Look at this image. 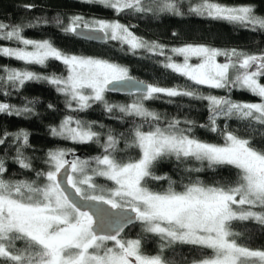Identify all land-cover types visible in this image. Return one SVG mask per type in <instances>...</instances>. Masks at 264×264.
<instances>
[{
	"label": "snow or ice",
	"instance_id": "snow-or-ice-1",
	"mask_svg": "<svg viewBox=\"0 0 264 264\" xmlns=\"http://www.w3.org/2000/svg\"><path fill=\"white\" fill-rule=\"evenodd\" d=\"M102 5L116 15L132 13L172 14L182 16L180 0H86ZM25 7L31 8V5ZM190 14L253 31L264 30V16L257 15L251 5L229 6L218 0H199L189 4ZM57 26L66 34L87 39L117 41L135 54L138 50L163 56L162 66L196 86L212 89L246 91L260 102L247 103L230 97L204 95L195 87H161L136 80L126 66L103 58L68 54L50 40L25 38L24 27L36 23L13 25L0 22V40L15 41L18 47L0 46V56L13 58L26 65L47 66L61 62L67 75H41L27 69L3 68L0 94L10 95L8 86L19 90L27 82L43 81L67 98L73 111H86L101 103L108 113L118 110L133 118L127 136L113 135L109 130L101 155L82 160H68L67 149L47 153L46 171H37V179L9 180L5 161L0 158V264H170L164 251L176 244L210 250L192 264H264V249H257L239 238L235 222H254L264 228V148L255 146L251 138L236 131L221 129L220 118H237L249 128H264V53L249 54L237 49H219L203 44H185L167 49L156 41H146L118 20L91 19L73 16L67 25L59 17ZM47 23V21H45ZM102 34L101 36L95 35ZM172 55H169L168 53ZM182 57V62L173 59ZM224 57V62H218ZM195 58L198 62L191 63ZM128 90L138 94L131 104L112 105L105 99L109 91ZM186 96L208 101V123L200 125L218 133L223 142L209 143L194 136V121L177 118L164 122L161 115L143 101ZM34 101L17 108L0 102V113L22 115L33 113ZM75 105V107H73ZM52 108L53 105H49ZM137 120L139 122H137ZM94 121L66 116L51 134L74 143H100L101 133L94 130ZM101 127H103L101 125ZM12 137L17 144L15 162L32 170L31 160L22 148L29 144V133H4L0 145ZM137 149L136 157L119 158L118 145ZM197 161L202 167L186 168L200 172L206 164L215 169L230 166L236 178L228 183L209 184L197 177L177 190L176 181L154 171L163 160ZM63 170V171H62ZM96 177L112 182L104 188ZM43 181L42 183L40 181ZM167 181L168 187L155 191L151 181ZM99 193V194H97ZM107 206V207H106ZM140 222L144 234L160 241L156 254L143 249V237L125 239L124 229ZM20 242L22 246L18 247Z\"/></svg>",
	"mask_w": 264,
	"mask_h": 264
},
{
	"label": "trees",
	"instance_id": "trees-1",
	"mask_svg": "<svg viewBox=\"0 0 264 264\" xmlns=\"http://www.w3.org/2000/svg\"><path fill=\"white\" fill-rule=\"evenodd\" d=\"M199 0H180L182 16L172 14L132 13L126 11L119 15L102 5L87 3L86 0H0V22L13 25H27L36 23L35 27H24L22 34L25 38L34 40H50L57 48L68 54L78 56H91L107 59L109 61L126 66L129 74L138 80L148 84H157L161 87H195L204 95L218 97H230L234 101L257 103L260 98L246 91L225 89H210L195 86L186 78L173 73L162 66L163 56H157L144 50H138L135 54L123 48L117 41L108 40L106 44L99 45L87 42L66 34L62 26H57L56 18L59 17L67 25L73 16H82L86 20L92 17H103L108 20H118L130 27V30L146 41H156L167 46V49L180 47L185 43L204 44L219 49H237L249 54L264 53V30H251L233 25L223 20H214L196 16L188 12L189 4L198 3ZM229 6L251 5L257 15L264 16V0H218ZM148 3V0H145ZM31 5V8L25 7ZM47 21V23H45ZM0 46H21L15 41L0 40ZM171 54L170 52L168 53ZM225 58H222L224 62ZM27 69L41 75H67L66 67L59 61H49L47 66L26 65L13 58L0 56V70L3 68ZM0 75L3 72L0 71ZM261 83L264 80L261 79ZM0 85L3 82L0 81ZM10 95L0 94V102L9 103L21 108L28 101H34L31 105L33 113L22 115H8L0 113V136L4 133L14 134L20 130L29 133V144L22 148L24 156L28 157L33 165L32 170L19 167L15 162L17 144L13 143L12 137L0 145V158L5 161L7 168L4 174L9 180H33L37 179V171H46L45 163L47 153L54 149H67L70 154L66 157L72 160L76 157L82 160H90L103 152V143L111 130L113 135L119 136L124 133L127 136L132 127L131 117H124L118 110L112 113L105 111L103 104L95 103L86 111H73L66 106L67 98L56 91L55 87L43 81L27 82L19 90H13L8 86ZM2 92V88H0ZM136 96H118L105 94V99L112 105H127L133 103ZM150 110L159 113L164 122L177 118L181 121L191 120L195 122L193 135L200 140L209 143H222L223 137L218 133L200 127L208 123V101L192 99L186 96L169 98L161 95L158 99L143 101ZM49 105H53L49 108ZM75 107V105H73ZM66 116H73L84 121H94V130L101 133L100 143H74L70 140L61 139L51 134V128L59 126ZM137 122H139L137 120ZM221 129L227 126L228 130L236 131L242 136L251 138L253 144L264 148V128L256 125L249 128L246 121L233 118H220L217 121ZM101 125L103 127H101ZM120 151L116 153L119 158L127 159L129 156L136 157L137 149L125 148L124 139L118 145ZM202 167L197 161L178 162L175 159L161 161L155 167L157 175H167L176 181L177 190H182V185L190 179L199 177L205 183H228L236 178V170L230 166L210 169L205 164L200 172H187L186 168ZM97 184L104 188L113 187L112 182L103 177H96ZM43 182L42 180L40 181ZM149 187L155 191H162L168 187L167 181H151ZM99 194V193H97ZM234 230L243 235L239 238L241 243L257 249H264V228L254 222H235ZM123 237L136 239L143 237V249L147 254L154 255L160 248V241L151 234H144L140 222L128 229ZM18 247L22 246L20 242ZM210 254V250L200 249L191 245L176 244L164 251L165 258L170 264H192L193 260Z\"/></svg>",
	"mask_w": 264,
	"mask_h": 264
},
{
	"label": "water",
	"instance_id": "water-1",
	"mask_svg": "<svg viewBox=\"0 0 264 264\" xmlns=\"http://www.w3.org/2000/svg\"><path fill=\"white\" fill-rule=\"evenodd\" d=\"M95 35L97 36H101L102 34L100 33H96ZM75 37L79 38V39H82V40H85L87 42H90V43H93V44H99V45H103V44H106L107 41L104 40V39H87V38H84V37H81V36H77V35H74ZM136 79V78H135ZM262 80H264V78H261ZM138 80V79H136ZM141 81V80H140ZM106 94H109V95H118V96H136L138 95L137 93L135 92H130L128 90H123V91H109V92H106ZM63 171V170H62ZM107 207V206H106ZM139 222H134L132 224H129L125 229H124V232L122 233V236L124 235V233L130 229L131 227L137 225Z\"/></svg>",
	"mask_w": 264,
	"mask_h": 264
},
{
	"label": "rangeland",
	"instance_id": "rangeland-1",
	"mask_svg": "<svg viewBox=\"0 0 264 264\" xmlns=\"http://www.w3.org/2000/svg\"><path fill=\"white\" fill-rule=\"evenodd\" d=\"M92 19H105V18H103V17H101V18H99V17H92ZM105 20H108V19H105ZM185 44H196V43H185ZM185 44H183V45H185ZM182 45V46H183ZM204 45V44H203ZM181 47V46H180ZM170 55H172V54H170ZM222 58H224V57H218L217 58V60H218V62H222ZM173 59L174 60H176V61H178V62H182V57H176V56H173ZM198 61L195 59V58H193L192 59V61H191V63H197ZM189 82H191V81H189ZM192 83V82H191ZM196 86V85H195ZM206 87V88H208L207 86H203V85H200V87ZM210 89H212V88H210ZM106 94V93H105Z\"/></svg>",
	"mask_w": 264,
	"mask_h": 264
}]
</instances>
